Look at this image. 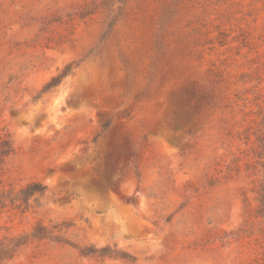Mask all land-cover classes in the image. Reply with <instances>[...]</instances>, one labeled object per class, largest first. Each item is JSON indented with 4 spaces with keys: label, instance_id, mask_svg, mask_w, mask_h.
<instances>
[{
    "label": "rangeland",
    "instance_id": "374dc122",
    "mask_svg": "<svg viewBox=\"0 0 264 264\" xmlns=\"http://www.w3.org/2000/svg\"><path fill=\"white\" fill-rule=\"evenodd\" d=\"M260 129L264 0H0V264H264Z\"/></svg>",
    "mask_w": 264,
    "mask_h": 264
},
{
    "label": "trees",
    "instance_id": "16d2710c",
    "mask_svg": "<svg viewBox=\"0 0 264 264\" xmlns=\"http://www.w3.org/2000/svg\"><path fill=\"white\" fill-rule=\"evenodd\" d=\"M72 73V63L67 64L64 68L57 74L54 75L42 88L41 93L48 92L58 86L62 80ZM257 141L260 143V147L264 150V132L260 129L257 134ZM13 151L9 142L4 140L0 143V154L8 155ZM47 190V185H44L40 181H32L28 183L26 186L20 189V191L14 196L9 197L10 202H20L19 205H24L25 208L28 207L29 202L32 198L37 199L36 195H42ZM8 196H5L3 191H0V205L5 207V200ZM260 202L264 205V185L260 191ZM42 228H36L31 236L33 238L42 239L45 238V235L41 231ZM29 235L14 237L9 239L8 241H2L0 243V261H3L7 258L12 257L15 252L23 245L27 243ZM98 250L90 248L87 250V253H96Z\"/></svg>",
    "mask_w": 264,
    "mask_h": 264
}]
</instances>
